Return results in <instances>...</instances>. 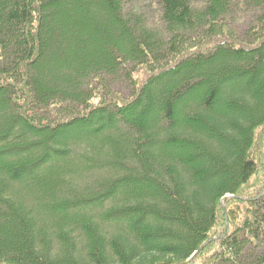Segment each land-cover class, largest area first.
I'll use <instances>...</instances> for the list:
<instances>
[{
  "label": "trees",
  "instance_id": "16d2710c",
  "mask_svg": "<svg viewBox=\"0 0 264 264\" xmlns=\"http://www.w3.org/2000/svg\"><path fill=\"white\" fill-rule=\"evenodd\" d=\"M156 4L0 0V264H264V0Z\"/></svg>",
  "mask_w": 264,
  "mask_h": 264
},
{
  "label": "rangeland",
  "instance_id": "374dc122",
  "mask_svg": "<svg viewBox=\"0 0 264 264\" xmlns=\"http://www.w3.org/2000/svg\"><path fill=\"white\" fill-rule=\"evenodd\" d=\"M128 7L132 9L133 7H137L140 16L145 17V19L150 20V22L155 25V27H159L163 29V25L158 21V6L156 4V0H126ZM245 11L236 10L229 15V21L232 23L236 33L242 37L244 32L248 28L252 19L256 16L257 12L247 6H244ZM167 37V36H166ZM108 83L112 87L113 91L119 92L123 96H128L130 93L129 85L125 77L120 74L114 78H107ZM81 185H83L81 183ZM83 187V186H82ZM81 190V189H78Z\"/></svg>",
  "mask_w": 264,
  "mask_h": 264
}]
</instances>
